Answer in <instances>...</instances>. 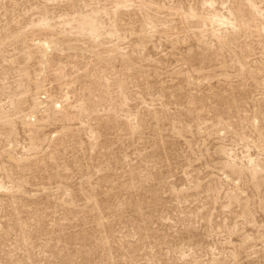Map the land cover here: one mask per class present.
Returning a JSON list of instances; mask_svg holds the SVG:
<instances>
[{
    "label": "rangeland",
    "instance_id": "374dc122",
    "mask_svg": "<svg viewBox=\"0 0 264 264\" xmlns=\"http://www.w3.org/2000/svg\"><path fill=\"white\" fill-rule=\"evenodd\" d=\"M0 264H264V0H0Z\"/></svg>",
    "mask_w": 264,
    "mask_h": 264
},
{
    "label": "bare ground",
    "instance_id": "6f19581e",
    "mask_svg": "<svg viewBox=\"0 0 264 264\" xmlns=\"http://www.w3.org/2000/svg\"><path fill=\"white\" fill-rule=\"evenodd\" d=\"M226 22H227V20H226ZM228 24H231V25L234 26L233 23L228 22ZM84 26H88V30H89L91 33H93V34H96V33H97L96 25H95V23H94L92 20L83 23L81 27H84Z\"/></svg>",
    "mask_w": 264,
    "mask_h": 264
}]
</instances>
